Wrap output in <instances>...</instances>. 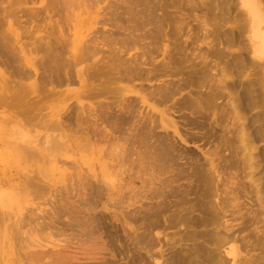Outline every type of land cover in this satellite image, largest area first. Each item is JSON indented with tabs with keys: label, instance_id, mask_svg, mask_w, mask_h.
<instances>
[{
	"label": "rangeland",
	"instance_id": "374dc122",
	"mask_svg": "<svg viewBox=\"0 0 264 264\" xmlns=\"http://www.w3.org/2000/svg\"><path fill=\"white\" fill-rule=\"evenodd\" d=\"M113 1L119 4H113ZM137 1L130 10L134 7L133 12L136 10L141 14L125 13L123 10L129 4H124L123 8L119 0H111L109 6L103 0L61 2L62 5L53 8L56 14L51 10L49 15L55 14L51 15L52 20H57V27L60 24L64 32L60 28L55 30V25L54 28L46 25L52 21L48 18L50 16L47 17L49 11H44L42 6L46 7L50 0H31L27 5L32 7L31 11L40 8V13L43 8L42 13L45 12L50 21L37 13L35 20L29 17L28 27L29 20L25 19L28 17L23 14L25 10H21L27 3L21 2L16 5L23 13L18 11L14 16L13 11L12 16L4 20L6 24L2 22L0 31L4 26L9 32L2 45L8 41L7 47L14 55L11 66L1 65L0 61V73L4 75L0 78V86L11 81L9 87L19 89L15 83L22 81V86L26 84L22 87V95L27 86L23 95L27 97L21 102L13 101V107L10 103L0 102V193L8 194L12 202L10 207L0 206V264L11 257L9 264H15L14 260L18 261L16 264H264V57L253 50L246 14L241 10L239 0H219L225 4L223 11L215 0L213 4L218 6L214 4L216 7L212 11L202 8V0H152L151 4L159 1L164 7L152 10L154 16L151 18H154L142 23L146 17L144 13L148 11L143 1ZM259 2L264 10V0ZM10 3L11 7L16 6H12V0ZM19 15L22 17L17 20L18 24L15 20ZM22 19L26 22L23 20L21 26L26 25L29 31L31 28L28 31L31 36L20 26ZM40 20L44 21L41 23ZM34 21L41 24L40 29L37 24L33 25L39 30L34 27L32 33ZM160 21L163 32L155 34L153 31L154 35L149 31L151 36L135 38L136 34L151 30ZM120 25L123 26L120 28ZM128 27H132V31ZM43 29L56 36L62 30L59 39L67 35L76 40H67L69 50L60 51L67 58L71 57L74 47L76 49L81 44L77 52L82 54L83 62H78L74 69L86 68L92 61L108 63L118 53L122 55L119 57H130V60L139 56L138 60L144 61L143 73L148 74L154 64L161 70L150 72L153 75L148 74L146 78L144 75L114 81L110 84V88H115L112 92L93 98L81 96L79 102L75 96V92L81 89L77 79L59 87L37 79L43 71L39 60L47 52L44 47V51L39 49L45 45L39 47L41 41L37 35L45 37L43 42L47 43ZM74 29L78 38L74 37ZM128 32L135 35H127ZM68 33L73 35L68 36ZM124 33L129 37L125 38ZM0 34L4 36L5 33ZM34 34L37 37H33ZM51 37L49 43L59 41ZM130 38L133 42L126 46L124 40ZM119 40L125 43V48L118 45ZM34 46H38L36 51ZM114 46L122 52L113 50ZM150 47L155 52H147ZM211 48L215 51L211 52ZM143 52L145 54L140 56ZM114 59L110 60L113 64ZM25 61H30L33 70ZM169 61L173 64L166 66ZM116 63L118 67L121 64L119 68L115 64L116 69L125 65ZM19 66L33 75L19 80L12 73L14 67ZM3 67L7 70L4 71ZM186 79L188 81L184 83ZM34 80L37 89L28 90V84ZM93 81L90 79L88 83L97 85V81ZM157 85L163 88L159 86L158 90ZM50 88L64 92L59 96L55 92L52 95L53 89ZM160 89L163 94L158 95ZM160 96L163 99L157 101ZM77 103L84 105L80 116L92 119L93 115H98V120L95 116L96 120L94 117L92 120L95 126L91 119L87 122L95 127L94 130L98 129L97 135L93 134L96 131L89 133L88 129L91 132L93 128L88 124L86 130L91 136L87 132L80 133L82 130L73 125L74 120H70L73 124L68 119H65L66 124L63 122L70 110L75 114V109L80 106ZM129 103L131 111L134 109L136 113H132L133 116L130 113L131 118L124 112ZM92 105L94 111H90ZM105 109L111 115L107 116L108 119ZM90 114L92 117L88 116ZM122 115L126 117L124 123L119 121L124 118ZM144 117L154 120L150 127L146 128L150 122ZM57 119L62 120L63 129L67 130L70 124V128L75 127L63 132L57 125L51 130ZM113 122L115 126L118 122L121 129ZM153 123L155 130H151ZM86 125L84 122L81 126ZM54 139L56 143H53ZM159 146L165 152L157 151ZM166 147L170 148L169 153ZM154 151L159 157L166 151L170 158L174 154L175 157L170 161L165 156L168 162L161 161L153 157ZM152 152V158L161 161L156 160L160 163L159 168L157 163L152 165L155 162L149 156ZM178 173L181 174L177 176Z\"/></svg>",
	"mask_w": 264,
	"mask_h": 264
},
{
	"label": "bare ground",
	"instance_id": "6f19581e",
	"mask_svg": "<svg viewBox=\"0 0 264 264\" xmlns=\"http://www.w3.org/2000/svg\"><path fill=\"white\" fill-rule=\"evenodd\" d=\"M6 1V3H8V1H9V3H10V1L11 0H5ZM5 1L3 0V1H1V4H0V26L2 25V22L3 23H5V21H6V18L9 16L10 17V15L12 16V14H13V11H14V16L15 15H17V13H18V11H21L22 9H24L25 10V13H23L22 11H21V13H23V14H25L24 16L25 17H28V18H25L26 19V21H27V19L29 20V23L27 22V26L30 24V21H31V19H29V17L31 18H33L32 20H35L34 18H36V17H34V16H38V14L40 13L39 11H40V8L36 11L35 9H33L32 11L35 13L36 12V15L34 14V13H32V11H31V8L32 7H29L30 8V11H29V8H28V6H29V2H31V0L29 1V0H19V3H18V1L16 2V3H18L19 5H21V2H26L27 3V1H29L27 4H26V6L24 7V8H21V10H19L20 8H18V7H20V6H17L16 5V3H14V0H12V6H14V5H16L17 6V9H16V6H14L15 7V9H14V7H11V3L8 5V4H6L5 3ZM32 1H34V0H32ZM46 1V0H45ZM49 1V0H48ZM53 0H50V3L49 4H47V6L45 7V6H42L43 8H44V11H46L47 13H48V11H49V13H48V15H47V17L48 16H50L51 17V15L53 14V13H55L56 14V11H54L53 10V8H55V7H57V6H55V5H60L61 4V2L63 1H58V0H54L53 2H52ZM58 1V2H57ZM65 2L67 1V2H69V0H64ZM62 2V4H66L65 2ZM83 1V3H85L84 2V0H82ZM87 1H90V0H87ZM100 1V0H99ZM102 1V0H101ZM104 1V3L105 4H107V6H109V4H110V1L111 0H103ZM119 1H121L120 2V4L122 3L123 4V6L122 5H120V6H122L123 8H124V6L126 5V4H129V5H126L127 6V8L129 7V9L127 10V8H126V6H125V8H124V12L125 13H129V12H131L132 14L133 13H135V12H139L140 14L142 13V12H140V11H136L135 10V12H133V9H134V7H132L133 9H132V11L130 10L131 8H130V6L132 5V4H134V2H136V0H119ZM143 1V2H142ZM160 1V0H159ZM158 1V3H156V2H154V4H151V2H153L152 0H138L137 2L138 3H143L144 5V7H145V10L146 11H148V13L146 12V14L144 13V15L143 16H146V17H144V19L142 20L143 22L142 23H144V22H150L153 18H151L152 17V15L154 14H152V10H156L157 8L159 9V7L161 6V4H159V3H162V2H159ZM215 1H217L216 3L219 5V7H220V4H221V1L219 2V0H215ZM215 1H213V0H202L201 1V5H202V8L203 9H206L207 11H212V9L213 8H215L216 6H213L214 4L215 5H217L216 3H214L213 4V2H215ZM36 2H37V0H36ZM54 2H56V4H54ZM60 2V3H59ZM113 2H115V1H113ZM5 5V7H4V5ZM35 3V2H34ZM57 3H59V4H57ZM69 3H71V0H70V2ZM98 3H100V2H98ZM117 2H115V3H113V4H116ZM25 4V3H24ZM54 4V5H53ZM61 4V5H62ZM82 4V3H81ZM117 4H119V2L117 3ZM116 4V5H117ZM125 4V5H124ZM136 4V3H135ZM163 4V3H162ZM224 4V3H223ZM35 5V4H34ZM45 5H46V3H45ZM49 5H50V7H52V9L49 7ZM140 5V4H139ZM142 5V4H141ZM217 5V6H218ZM239 5H240V8H241V10L246 14L245 16L247 17V24L249 25V31H250V40H251V42L254 44V48H253V50H254V52H255V54H261V55H263V57H264V10H263V8L261 7V5L259 4V2H258V0H239ZM24 6V5H23ZM55 6V7H54ZM119 6V5H118ZM117 6V7H118ZM222 6H225V4L224 5H222L221 4V10L223 11V9H224V7H222ZM22 7V6H21ZM41 7V8H42ZM116 7V6H115ZM137 7V6H136ZM136 7H135V9H136ZM139 7V6H138ZM162 7H164V6H161L160 8H162ZM27 8V9H26ZM34 8V7H33ZM42 8V9H43ZM119 8V7H118ZM121 8V7H120ZM42 9H41V13L40 14H45V12L44 13H42ZM217 9V8H216ZM220 9H218V11H221ZM51 10H53V13L51 14V15H49L50 14V12H52ZM126 10H127V12H126ZM130 10V11H129ZM138 10V9H137ZM58 11V10H57ZM111 11V10H110ZM17 12V13H16ZM113 12H115V11H113ZM242 12V13H243ZM16 13V14H15ZM27 13H28V15H27ZM38 13V14H37ZM46 13V14H47ZM112 13V12H111ZM111 13H108V15H110ZM39 14V17H41L42 15H40ZM55 14H53L52 16H54ZM114 14H116V13H113V15ZM119 14H121V11H120V13ZM164 14V13H163ZM166 14V13H165ZM171 14V13H170ZM220 14V13H219ZM32 15V16H31ZM118 14H116V16H117ZM125 15V14H124ZM136 15V14H135ZM138 15V14H137ZM167 15V14H166ZM13 16V17H14ZM20 16L21 15H19V16H17V19L15 20V21H17L19 18H20ZM45 17H46V15H44ZM43 16V17H44ZM111 16H112V14H111ZM119 16V15H118ZM117 16V17H118ZM121 16V15H120ZM154 16V15H153ZM168 16H170V15H168ZM8 17V18H9ZM22 17V16H21ZM46 17V20L49 18V19H51V23L50 24H46V25H48V27H55V30L58 28L57 27V25H58V23L59 22H57V24H56V21L57 20H52V17L50 18V17H48L47 18ZM114 17V16H113ZM164 17V16H163ZM167 17V16H166ZM165 17V18H166ZM216 17V16H215ZM217 17H219V15H217ZM42 19V18H41ZM44 19V18H43ZM48 19V21H50ZM105 19V18H104ZM5 20V21H4ZM23 20L24 19H22V21L20 20V26L24 23L23 22ZM45 20V21H46ZM108 20V19H107ZM106 19H105V21H107ZM114 20H116L115 18H114ZM113 20V21H114ZM120 21V19H117V21ZM128 20V19H127ZM154 20H156V19H154ZM25 21V20H24ZM25 21V22H26ZM37 21V20H36ZM41 21V23H42V21H44V20H40ZM40 21H38L39 22V24H41L40 23ZM47 21V22H48ZM55 23H54V22ZM109 21V20H108ZM237 21V20H236ZM21 22H23V23H21ZM111 22V21H110ZM115 22V21H114ZM240 22V21H239ZM17 23L19 24V21H17ZM124 23V22H123ZM155 23V22H154ZM159 23V22H158ZM236 23V22H235ZM6 24V23H5ZM37 24V22L35 23V21H34V24L32 23V25H31V27L33 26V25H36ZM39 24H37L38 26L37 27H39ZM43 24H44V22H43ZM155 24H157V21H156V23ZM241 24V23H240ZM10 25V24H9ZM26 25H23V26H21V27H24V28H26L25 26ZM45 25V26H46ZM50 25V26H49ZM55 25V26H54ZM119 26V25H117V24H114V26ZM6 26V25H5ZM43 26V25H42ZM43 27V28H45V30H46V27ZM59 26L61 27V25L59 24ZM115 26V27H116ZM123 26V25H122ZM121 25H120V28L122 27ZM153 26H155L154 28H152L151 30H147L145 33H143V34H141V35H135L134 33H129L128 32V34L127 33H124V35H125V38L126 37H129V36H127V35H129V34H134L135 35V38H136V36H138V37H148V36H151L150 35V33H149V31H154L155 32V34H159L160 32H163L162 30H163V26H162V21H160V24H158V25H153ZM162 26V27H161ZM165 26V25H164ZM2 27V26H1ZM29 27V26H28ZM28 27L26 28V30H25V32L26 33H28L29 34V32L31 31V28H30V31H29V29H28ZM35 28H37L36 26H34ZM34 27H32L33 29H32V33L34 32ZM59 27V28H60ZM7 28H10V27H7ZM52 28V29H53ZM58 28V29H59ZM118 28V27H117ZM128 28H130V27H128ZM2 28H0V30H1ZM28 29V30H27ZM39 29H40V27H39ZM38 28L37 29H35V30H39ZM51 29V28H50ZM52 29H51V31H52ZM60 29H62V28H60ZM132 29V27L129 29V30H131ZM44 30V29H43ZM44 30V31H45ZM63 30V29H62ZM62 30L61 31H59V32H57L58 34V36H56V34L54 33V32H52L53 34H48L49 32H46L45 31V34H43V36H46L47 35V43L46 44H44L45 42H43V41H45V40H43V39H45V37L44 38H39V35H37L38 36V39H40V41L42 42H39V47L41 46V45H45V46H41L39 49H40V51H44L45 49H47V52L45 51L44 53L46 54V56L44 57V53H43V56H41V58L42 57H44V58H40V60L39 61H41L42 62V64H40L41 62H39V65H43L42 67H41V69L43 70V71H41V75L40 74H38L37 73V75H40V77H38L37 79H39L40 81H42V79H43V81L42 82H46L47 81V83L49 84V85H52V84H54V86H55V84L56 85H58V87L62 84H65V83H69V82H72V81H74V79H77L78 80V83H80V90L78 89L76 92H75V96H76V98H77V100L79 101L80 99H81V96L83 97H90V98H93V97H98V96H101V95H103L104 93H106V92H112L115 88H110V84H112L114 81H118V80H121V79H123V78H127V79H133V78H142V77H144V75H145V78L148 76V74H151V73H157V70H161V68L159 67V65H157V64H154V66H152V68L150 69V71H148V74H146V73H143V68L141 67L142 66V64L144 63V61H140V60H138V58H139V56L136 58V59H132V60H130V57H128V59H127V57L126 58H121L122 57V55H120V54H118V53H115V55H114V52L116 51V50H119V47L118 46H116V48H115V46H114V48H112L113 50H115V51H111V53H112V55H114L113 57H111L112 59L115 57V59H114V61H115V64H117L116 62H120V63H125V61L126 60H128L130 63H125V65L122 67L121 66V68L120 69H118L119 67H120V65H119V67H118V64L117 65H115V64H113L114 62H111L112 60H111V58H110V56H109V58H110V60H109V62L108 63H110V64H108V63H106V62H102V61H104V60H101V62L102 63H100V64H98V62H96V61H92L91 63H89V65H88V67H84L83 69H74L75 67H76V65H78V62H83L82 61V58H83V56H81L82 54H79L78 52H77V48L79 47L80 48V45H78V47L75 49V45L76 44H74V46H72V47H70V48H73L74 47V49L72 50V52H71V57H66L65 56V51H66V46H68V44H69V42H67L66 43V41L67 40H70V42L71 41H75L76 42V40H73L72 38L70 39V37H67V35H66V37H64L63 36V38H61V39H59L60 38V32H61V34H63L62 33ZM75 30V29H74ZM73 30V31H74ZM123 30H127V28L126 29H123ZM9 31H10V29H9ZM29 31V32H28ZM43 31V32H44ZM48 31V30H47ZM66 31V30H65ZM80 31V30H79ZM118 31V30H117ZM132 31V30H131ZM171 31V30H170ZM169 31V32H170ZM218 31V34H219V30H217ZM217 31H215V32H217ZM0 32H2V33H5L4 34V36L3 35H1L0 34V41H1V43H0V61H1V65L3 64L4 66L6 65V67H7V65H9L10 64V66L12 65L11 64V60H13V56L12 55H14V54H11V50L9 51V49H8V41H5L6 43V46H5V44L3 43V45H2V41H3V39L4 40H6V39H8V33H7V31L6 30H4V26H3V30L2 31H0ZM63 32H64V30H63ZM67 32V31H66ZM75 33H74V37H76L77 35H76V30L74 31ZM82 32V31H81ZM80 32V33H81ZM109 32V31H108ZM111 32V31H110ZM109 32V33H110ZM112 32H114V31H112ZM120 32V31H119ZM124 32V31H123ZM154 32H153V34H154ZM6 33L8 34V35H6ZM11 34L13 33V32H10ZM115 33V32H114ZM117 34H118V32H116ZM166 33V32H165ZM112 34V33H111ZM123 34V33H122ZM127 34V35H126ZM154 34V35H155ZM167 34V33H166ZM35 34H34V36L33 37H37ZM55 35L56 36V38L58 37V39H55V36L53 37V36ZM65 35V34H64ZM71 35H73V33L72 34H69L68 33V36H71ZM78 35H80L79 33H78ZM119 35V34H118ZM134 35H133V37H134ZM161 35V34H160ZM164 35V34H163ZM28 36V35H27ZM29 36H31V33L29 34ZM42 36V35H41ZM42 36V37H43ZM49 36L52 38V39H55V40H59L58 42L57 41H55V43H54V41H53V43H52V41H51V43H49V40L50 39H48L49 38ZM121 36V38H122V35H120ZM14 37H16V36H14ZM62 37V36H61ZM73 37V38H74ZM117 37V36H116ZM158 37V36H157ZM157 37H155V38H157ZM17 38V37H16ZM69 38V39H68ZM76 38H78V37H76ZM134 38V39H135ZM154 38V39H155ZM10 39L12 40V38H11V35H10ZM51 39V40H52ZM66 39V40H65ZM128 39V38H127ZM127 39H125L124 41H126V46H128V44H130V42H133V39L132 38H130L129 40H127ZM137 39V38H136ZM135 39V40H136ZM113 40V39H112ZM122 40H123V38H122ZM121 40V41H122ZM132 40V41H131ZM134 40V41H135ZM79 42L81 41V40H78ZM4 42V41H3ZM12 42V41H11ZM114 42V41H113ZM118 42V41H117ZM116 43V42H115ZM119 44L118 45H120L121 44V47L122 48H125V43L123 44V42L121 43L120 42V40H119V42H118ZM20 44H22V43H20ZM20 44H18V45H20ZM24 44V43H23ZM51 44V45H50ZM12 45V44H11ZM15 45V44H14ZM17 45V46H18ZM26 45V44H25ZM71 45H73V44H71ZM10 46V45H9ZM21 46V45H20ZM54 46V47H53ZM7 47V48H6ZM13 47H15V46H13ZM19 47V46H18ZM38 46H34V50L37 48ZM42 47H44V50H43V48ZM52 47V48H51ZM82 47V46H81ZM117 47H118V49H117ZM120 47V48H121ZM11 48V47H10ZM15 48H17V47H15ZM33 48V47H32ZM78 48V50H80ZM6 49H8V50H6ZM14 49V48H13ZM12 49V50H13ZM38 49V48H37ZM59 49H61V50H59ZM64 49H65V51H64ZM153 49L155 50L156 49V46H154L153 47ZM151 47L150 48H148V50H147V52H153L154 50H153ZM19 50V49H18ZM17 50V51H18ZM24 50H25V48H24ZM33 50V49H32ZM69 49H67V51H68ZM83 50V49H82ZM123 51H124V49H122ZM157 50V49H156ZM155 50V51H156ZM16 51V52H17ZM20 51H22V48L20 47ZM36 51V50H35ZM60 51H64V53L63 52H60ZM71 51V50H70ZM85 51V50H84ZM84 51H82V53L84 52ZM154 51V52H155ZM211 52H214L215 50H213V48H211V50H210ZM19 52V51H18ZM90 52V51H89ZM117 52V51H116ZM118 52H122V51H118ZM147 52H146V54H147ZM12 53H14V52H12ZM20 53V52H19ZM110 53V54H111ZM23 54H24V52H23ZM63 54V55H62ZM90 54H92V53H90ZM145 54V52H143V54L141 53L140 54V56L142 55H144ZM83 55H84V53H83ZM111 55V56H112ZM121 56V57H119V56ZM150 55V54H149ZM148 55V56H149ZM62 56H64V57H62ZM92 56H93V54H92ZM118 58H120L119 60H117ZM131 58H134L133 56H131ZM142 58V57H141ZM86 59V58H85ZM121 59H125L124 60V62H123V60H121ZM145 60V59H144ZM25 62H27V61H25ZM96 62V63H95ZM30 64V61L29 62H27V65L28 66H30L29 65ZM34 64V63H33ZM122 64V65H123ZM171 64H173V62L172 61H169L168 62V64H166L165 63V65L167 66V65H169V66H171ZM36 65V64H35ZM117 66L118 68L116 69V67L115 66ZM161 65V64H160ZM6 67H3V68H5L4 69V71L5 70H7L6 69ZM9 67V66H8ZM21 66H19V67H14L15 68V70L14 69H12V70H14V72L12 71V73L13 74H15V76L16 77H19V80H20V78L22 77H24V78H28L30 75H33L32 73L30 74L29 73V70L27 71L26 69L24 70L22 67L20 68ZM31 67V69L34 67H32V65L30 66ZM37 68H39V67H37ZM36 68V69H37ZM10 69V70H11ZM35 69V71H37ZM40 69V70H41ZM114 69L116 70V71H114ZM9 70V69H8ZM9 70V71H10ZM33 70V69H32ZM147 70V69H146ZM4 71H3V73H4ZM30 72H31V70H30ZM151 72V73H150ZM2 73V74H3ZM11 73V75H13ZM34 73H36V72H34ZM30 74V75H29ZM37 75L35 76V80H36V77H37ZM151 75H153V74H151ZM156 75V74H155ZM154 75V76H155ZM0 76H2L1 75V73H0ZM4 76V75H3ZM0 77V78H4V77ZM10 76V75H9ZM32 77V76H31ZM9 78V77H8ZM11 78V77H10ZM9 78V79H10ZM13 78H14V76H13ZM23 78V79H24ZM41 78V79H40ZM6 79V78H5ZM18 79V78H17ZM90 79H92V80H95V81H97L95 84H97V85H92V83H88V80H90ZM11 80V79H10ZM22 80V79H21ZM35 80H34V82H31V83H29L28 84V87H29V89L28 90H30V88H33L34 90H36L37 89V87H38V84H36L35 83ZM6 81H8V80H6ZM95 81H93V83L95 82ZM99 81V82H98ZM187 81H188V79H186L185 81H184V83L186 82L187 83ZM9 82V81H8ZM20 83L22 82V81H19ZM36 82H37V80H36ZM6 83V82H5ZM11 83V81L9 82V84ZM18 84V80H17V82L15 83L16 85H18L19 86V89H17L18 91H16V89H13V86L11 87H9V84L7 83L6 85L5 84H2L0 87H1V92H0V102L2 103V102H4V104L7 102V103H12L13 101H15L16 103L20 100V102L22 101L21 99H23V95H24V89H26L27 88V86L23 89V95H22V87H24V86H22L23 85V83H21V84ZM115 83V82H114ZM14 84V83H13ZM42 84V83H41ZM45 83H43L42 85L43 86H46V85H44ZM8 85V86H7ZM10 85H12V84H10ZM15 85V86H16ZM61 85V86H62ZM17 86V87H18ZM42 86V87H43ZM159 86L160 85H157V87H158V90H159ZM52 87V86H51ZM161 88H163L162 86H160ZM11 88V89H10ZM15 88V87H14ZM41 88V87H40ZM10 89V90H9ZM13 89V90H12ZM44 90H45V88H43ZM51 89V88H50ZM49 89V90H50ZM53 89V90H52ZM51 90L53 91H51L52 92V95H53V93L55 92V93H57V95L59 94H63V90L61 91V90H58L57 88H52ZM55 89H57V90H55ZM157 88L155 87V90H156ZM8 90H9V92L10 91H12L11 93H9L8 92ZM41 90V89H40ZM48 90V89H47ZM116 90H118V89H116ZM154 90V91H155ZM174 90V89H173ZM172 91V90H171ZM175 91V90H174ZM49 92V91H48ZM81 93H83L82 95H81ZM154 93V92H153ZM152 93V94H153ZM157 93V92H156ZM159 93H161V94H163L162 93V91H161V89H160V92H158L157 94L159 95ZM164 93H166V92H164ZM171 93V92H170ZM51 94V93H50ZM155 94V93H154ZM156 94V95H157ZM160 94V95H161ZM55 95V94H54ZM58 95V96H59ZM156 95H155V97H156ZM167 95H169V94H166V96ZM29 96V95H28ZM154 96V95H153ZM165 95H163V97H166ZM25 97H27V96H25ZM24 97V98H25ZM79 97H80V99H79ZM159 98V97H158ZM158 98H156V99H158ZM161 98H162V96H160V100L158 99L157 101H161ZM155 99V98H154ZM163 99V98H162ZM24 100V99H23ZM29 101V100H28ZM77 101V102H78ZM80 102V101H79ZM14 103V102H13ZM12 103V104H13ZM15 103V104H16ZM3 104V105H4ZM11 104V106L13 107V105ZM26 104H28V103H26ZM78 104V103H77ZM25 105V104H24ZM78 105H80V104H78ZM77 105V106H78ZM130 103L127 105V107H126V111H124L125 112V115L127 116V113H128V115L130 116V113H131V116H133L132 115V113L134 114L135 112L133 111H131V108H130ZM10 106V107H11ZM30 106V105H29ZM28 105H27V107H29ZM84 105H80V106H78L76 109H75V114H74V110L71 112V110L68 112V113H70V114H68L67 112V114L68 115H66L67 117H65V116H62V117H65L64 118V121L63 122H65V119H68L69 121L70 120H74L73 122H75L74 124L72 123V121H70V123H72L73 125H75L76 127H77V125L78 126H80L81 127V129H80V127H78V130L80 131V130H82V131H80V133H86L88 130H89V133H91L92 134V132H95L96 131V133H93V134H95V135H97V130L95 129L94 130V128L95 127H93V126H95L96 124L95 123H93V119L96 117L95 115H93V117H92V115L90 114V115H88V116H91L92 117V119L90 120V119H88L86 116H80V114L82 113V112H84V111H82L83 109H84V107H83ZM90 108L91 107H93V105L92 106H89ZM107 107V106H106ZM94 108V107H93ZM93 108H91L90 109V111H92L93 110ZM16 109V108H15ZM28 109V108H27ZM30 109V108H29ZM107 109V108H106ZM105 109V113L108 111V110H106ZM94 110H95V108H94ZM93 110V111H94ZM65 111V110H64ZM64 111H63V113H64ZM67 111V110H66ZM82 111V112H81ZM27 112V111H26ZM48 113V112H47ZM65 113V114H66ZM74 114V115H71V114ZM107 115H106V118L108 119L109 117H107V116H111L110 115V113L109 112H107L106 113ZM109 114V115H108ZM112 114V113H111ZM82 115H83V113H82ZM97 115V114H96ZM135 115H136V113H135ZM134 115V116H135ZM101 116V115H100ZM129 116H128V121H129ZM131 116H130V118H131ZM145 116H147V115H145ZM149 116V115H148ZM61 117V116H60ZM105 117V116H104ZM121 117H124L123 115L121 116ZM120 117V118H121ZM154 117V116H153ZM97 120H98V115H97ZM96 118H95V120H96ZM119 118V117H118ZM125 118L126 117H124V118H122V119H120L119 121H121V123H124V122H122L123 120H125ZM145 119H146V117H144ZM29 119V118H28ZM27 119V120H28ZM87 119V120H86ZM30 120H32V118H30L29 119V121ZM58 120H60V119H57V120H54L55 122H57V123H55L54 122V124H56V125H52L53 127L54 126H56V127H54V129H53V127H52V129L51 130H55V128H57V125L58 126H60V129H62V131L64 132L66 129H63V128H65V127H63L62 126V124L61 123H63L62 122V120H60L61 122L60 123H58ZM88 120H90V122H92L93 124V126H91V124L89 125V123H87V122H89ZM94 120V121H95ZM147 120V119H146ZM149 120H151V118H149L147 121L148 122H150V123H147V122H145V123H147V125H149V126H146V128L147 127H150V125H151V122H153L152 120L151 121H149ZM68 121V122H69ZM118 121V122H119ZM126 121V120H125ZM84 122H85V125L86 124H88V126L90 127L91 126V128H93L92 129V131L90 132V128L88 129V130H86V128H88V126L87 127H84V126H81V125H83L84 124ZM115 122V121H114ZM113 122V125L115 126L116 124V122L114 123ZM118 122H117V126H115V127H117L118 129L120 128V125H118ZM65 124H66V122H65ZM72 124H70V125H72ZM95 124V125H94ZM144 124V123H143ZM154 124L155 123H153L152 124V126H151V130L153 129V130H155V127H156V125L154 126ZM70 125H68V129L67 130H70L72 127H75V126H72L71 128H70ZM145 125V124H144ZM48 126V125H47ZM50 126H49V129H50ZM119 126V127H118ZM62 127V128H61ZM152 127H154V128H152ZM77 129V128H76ZM117 129V130H118ZM121 129V128H120ZM67 130L65 131V132H67ZM148 130H150L149 128H148ZM58 131V130H57ZM145 131V130H144ZM143 131V132H144ZM78 132V131H77ZM88 133V132H87ZM86 133V134H87ZM89 133L87 134V135H89ZM152 133H153V131H152ZM63 134V133H62ZM69 134V133H68ZM99 134V133H98ZM146 134V133H145ZM151 134V133H150ZM155 134V133H154ZM154 134H153V136H154ZM157 134H159V133H157ZM64 135H67V134H64ZM82 135V134H81ZM147 135V134H146ZM58 136V135H57ZM68 136H70V134L68 135ZM89 136H91V135H89ZM93 136V135H92ZM147 136H149V135H147ZM147 136H143L144 137V139H145V137H146V141L148 142L149 140H147ZM165 136V135H164ZM168 136V135H167ZM16 137V136H15ZM56 137V136H55ZM82 137V136H81ZM149 137H151V136H149ZM158 137V136H157ZM157 137H155V138H157ZM61 138V137H60ZM64 138H68V137H64ZM87 138V137H86ZM89 138V137H88ZM159 138V137H158ZM157 138V139H158ZM13 139H15V138H13ZM53 139V138H52ZM154 139V138H153ZM161 139V138H160ZM8 140V139H7ZM56 140H57V138H56ZM56 140L54 139V141H53V143H56ZM60 140V139H59ZM62 140V139H61ZM141 140H143V139H141ZM156 140V139H155ZM9 141H10V139H9ZM157 141V140H156ZM155 141V142H156ZM58 142V141H57ZM60 142H62V141H60ZM132 142H134V141H132ZM141 142V141H140ZM150 142V141H149ZM154 142V141H153ZM154 142V143H155ZM18 144L19 143H21V142H17ZM17 143H15V144H17ZM25 143V142H24ZM28 143V142H27ZM150 143H152V141L150 142ZM166 143H168V145H169V142H166ZM170 143H172L171 141H170ZM61 144V143H60ZM148 144V143H147ZM158 144V143H157ZM163 144V143H162ZM29 145V144H28ZM150 145V144H149ZM159 145H161L160 143H159ZM164 145H166L165 143H164ZM167 145V146H168ZM172 144H170V146H171ZM24 147H25V145H23ZM27 146V145H26ZM162 146V145H161ZM170 146H168V147H170ZM172 147V146H171ZM149 148V147H148ZM163 148H164V146H163ZM167 148V147H166ZM29 149H30V146H29ZM152 149V148H151ZM151 149H149V153H151ZM162 149V148H161ZM165 149V148H164ZM168 149V150H167ZM166 150L168 151V153H169V149L170 148H167ZM31 150V149H30ZM152 150H155V149H152ZM171 150H172V148H171ZM25 151H27L26 149H25ZM32 151V150H31ZM157 151H161L160 150V146H159V149L157 150ZM167 151H166V153H165V155L163 154V153H160V155H161V157H159L158 156V152H155L154 151V153H155V155H154V153L152 152V154H149V156H151V158H152V155H154L153 157L155 158V157H157L158 159L160 158L161 159V161H162V159H165V158H167V157H169L168 158V160H170V161H173L172 160V158H174L175 157V154H174V156L172 157V155H171V158H170V155L167 153ZM35 152H38L37 150L35 151ZM41 152V151H40ZM161 152H165V150H163V151H161ZM28 153V152H27ZM38 154V153H37ZM43 154V153H42ZM170 154H173L172 153V151H170ZM30 156V155H29ZM146 156L147 157H149L148 155H147V153H146ZM163 156V157H162ZM165 156H167V157H165ZM31 157H33V156H31ZM165 157V158H164ZM146 158V157H145ZM154 158H152V159H154ZM156 158V160L158 161V162H161V161H159L158 159ZM34 159V158H33ZM37 159H38V157H37ZM41 159V158H40ZM39 159V160H40ZM150 159V158H149ZM148 159V160H149ZM152 159L151 160H149V161H151V163L153 162L152 161ZM148 160H147V162H148ZM155 160V159H154ZM155 160V162H154V164L152 163V165L154 166L155 165V163H157V161ZM36 161H38V160H36ZM163 161H167V159H165V160H163ZM243 161H244V159H243ZM163 163V164H167V163ZM168 162V161H167ZM149 163V162H148ZM158 164H160V163H157L156 165H157V167L158 166H160V165H158ZM159 168V167H158ZM161 168H162V164H161ZM35 171H37V170H35L34 169V173H36ZM181 172V171H180ZM182 172H184V171H182ZM181 173H178V174H176L177 176L178 175H180ZM33 176V175H32ZM37 176V175H36ZM34 177V176H33ZM38 177V176H37ZM40 179H41V177H40ZM44 179V178H43ZM26 180V179H25ZM25 180H24V182H25ZM29 181V180H28ZM30 181H31V179H30ZM34 181V180H33ZM37 181H39V180H37ZM43 181V180H42ZM26 183V182H25ZM36 183V182H35ZM41 183V182H40ZM37 184H39V183H37ZM26 185V184H25ZM31 185V184H30ZM33 186V185H32ZM35 186V185H34ZM20 187H22L21 185H20ZM30 189H31V186L29 187ZM184 188V187H183ZM24 189H26V188H24ZM186 189V188H185ZM29 190V189H28ZM181 190V189H180ZM182 190H184V189H182ZM27 191V190H26ZM186 191V190H185ZM184 191V192H185ZM180 192V191H179ZM183 192V191H182ZM23 193V192H22ZM24 193H25V190H24ZM183 194V193H182ZM181 194V195H182ZM187 194V193H186ZM8 195V194H7ZM6 194H4V193H0V206H11V198L9 199V197L7 196ZM184 198V197H183ZM1 210V209H0ZM2 211V210H1ZM4 212V211H3ZM1 215H3L2 213H1ZM8 215V214H7ZM5 217V216H4ZM180 217V216H179ZM3 219V218H2ZM181 220V219H180ZM8 221H9V219H8ZM1 223V222H0ZM3 223H4V221H3ZM2 223V224H3ZM6 225V224H5ZM13 225V224H12ZM3 226V225H2ZM8 227V226H7ZM11 227V226H10ZM3 228V227H2ZM14 228V227H13ZM9 231V230H8ZM12 231H13V229H12ZM6 233V232H5ZM9 233V232H8ZM202 233V232H201ZM13 233L11 232V235H12ZM10 235V236H11ZM13 237V236H12ZM207 238V237H206ZM12 239V238H11ZM186 245V244H185ZM188 245V244H187ZM197 245H199V244H197ZM195 246V245H194ZM203 246V245H202ZM201 247V246H200ZM204 247H205V244H204ZM216 247H217V245H216ZM181 248H182V246H181ZM187 248V247H186ZM190 249H191V247H190ZM195 249V248H194ZM206 249V248H205ZM181 250V249H180ZM183 250V249H182ZM189 250V249H188ZM11 251V250H10ZM173 251H175V250H173ZM172 251V252H173ZM185 251V250H184ZM183 251V252H184ZM196 251V250H195ZM195 251H192V252H194V254H195ZM204 251V250H203ZM1 252V251H0ZM187 252V251H186ZM197 252H199V250L197 251ZM227 252V254H232V252H230V251H226ZM190 253V252H189ZM11 254H12V252H11ZM178 254V253H177ZM187 254V253H186ZM2 255V254H1ZM171 255H173L172 253H171ZM180 255V254H179ZM191 254H189V256H190ZM209 255V254H208ZM211 255H212V252H211ZM178 256V255H177ZM176 256V257H177ZM213 256V255H212ZM212 256H211V258H212ZM3 257H5V256H3ZM7 257V256H6ZM187 257V256H186ZM191 257V256H190ZM189 257V258H190ZM195 257H197V256H195ZM12 258V257H11ZM8 259V260H11V262H12V259ZM170 258H171V256H170ZM209 259H210V256L208 257ZM214 259H215V257H213ZM8 260H6L5 262H3V264H9L8 262ZM177 260V259H176ZM186 260V259H185ZM193 260V259H192ZM202 260V259H201ZM1 261V260H0ZM191 261V260H190ZM14 262H15V264H16V262H18V261H15L14 260ZM23 262V261H22ZM180 262V261H179ZM197 262H198V260H197ZM2 263V262H1ZM192 263V262H191ZM199 263V262H198ZM11 264V263H10ZM177 264H178V262H177ZM205 264V263H204ZM209 264H211V262L209 263Z\"/></svg>",
	"mask_w": 264,
	"mask_h": 264
},
{
	"label": "crops",
	"instance_id": "0c3cea01",
	"mask_svg": "<svg viewBox=\"0 0 264 264\" xmlns=\"http://www.w3.org/2000/svg\"><path fill=\"white\" fill-rule=\"evenodd\" d=\"M258 2H259V0H258ZM259 4H260V2H259Z\"/></svg>",
	"mask_w": 264,
	"mask_h": 264
}]
</instances>
